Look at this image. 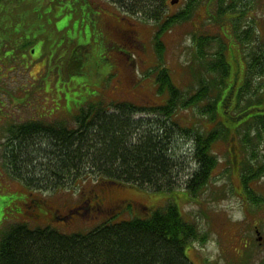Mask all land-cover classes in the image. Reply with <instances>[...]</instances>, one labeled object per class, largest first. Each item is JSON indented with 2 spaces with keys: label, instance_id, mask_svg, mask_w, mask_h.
Wrapping results in <instances>:
<instances>
[{
  "label": "rangeland",
  "instance_id": "1",
  "mask_svg": "<svg viewBox=\"0 0 264 264\" xmlns=\"http://www.w3.org/2000/svg\"><path fill=\"white\" fill-rule=\"evenodd\" d=\"M186 1L0 0V240L12 225L23 222L32 228L86 233L101 223L147 217L153 209L175 203L200 231V236L186 246L193 264H225L226 259L228 264H239L238 224H223L226 215L234 219L243 215L239 197L214 194L231 184L232 178L238 182L241 171L232 176L227 162L234 151L240 154L243 168L251 162L264 164V139L257 136L261 132L264 138V128L254 127L260 118L239 125V120L231 118L230 124L237 126H229L223 116L236 117L242 106L261 95H247L242 103L233 95L229 112L226 108L217 120L202 107L215 97L214 92L211 98L178 108L174 119L184 126L204 131L222 121L230 128L225 137L213 141L212 151L222 162L213 167L209 180L197 192L189 188L200 165L194 132L182 130L171 121L175 138L167 154L177 164L172 174L176 179L173 189L155 190L151 184L107 185L106 180L88 174L56 187L31 189L13 173L15 167L9 163L18 147L13 148L15 142L6 144L10 127L16 131L32 120L62 121L76 127L83 107L108 104V111L113 112L115 101L122 100L148 109L150 112L134 113L142 114L150 123L163 120L164 114L155 106L169 99V86L165 83L161 89L165 71L181 90V101L190 99L201 87L203 75L195 57L198 39L194 33L209 36L205 46L208 59L225 46L231 73L221 89L220 106L230 91L226 86L237 80L234 77L242 56L257 50L264 53V0H236L240 11L234 19L240 24L238 29L234 25L236 31L231 22L235 13L223 19L216 7L218 0H201L190 18L173 21L160 30L161 22L154 19L157 10L177 14L187 6ZM232 1L227 0V6ZM74 36L83 44L71 39ZM252 115L254 111L242 121ZM254 183L256 188H264V176L260 174ZM71 209L74 211L65 218L59 217ZM203 234L205 239L200 238ZM255 245L247 246L252 257ZM249 257L245 256L242 263Z\"/></svg>",
  "mask_w": 264,
  "mask_h": 264
},
{
  "label": "trees",
  "instance_id": "2",
  "mask_svg": "<svg viewBox=\"0 0 264 264\" xmlns=\"http://www.w3.org/2000/svg\"><path fill=\"white\" fill-rule=\"evenodd\" d=\"M144 1L154 3L157 0ZM200 1H186L187 10L184 8L177 14L157 10L154 19L161 22L160 30L173 21L190 18ZM236 2L233 0L227 6V0H218V13L238 10ZM208 37L198 36L197 40L195 57L203 75L197 94L181 101L178 97L181 90L169 71L164 72L166 76L161 89L164 90L165 83L169 86V99L165 104L155 106L164 114L163 120L150 123L151 120L142 114L134 113L148 109L133 101L122 100L115 101L116 111L113 112L108 111V104L83 107L77 115L76 127H68L62 121L41 120L22 123L16 131L10 127L6 144L15 142L13 148L18 145L9 157V163L15 167L13 173L31 189L56 187L67 179L87 174L95 175L97 180H106L107 185L151 184L155 190L173 189L176 179L172 174L177 164L175 158L167 154L175 138L171 121L182 130L194 132L200 165L190 179L189 188L197 192L209 180L217 163L212 143L225 136L229 128L219 121L212 129L200 131L195 126H184L174 118L180 106L207 96L211 98V92L215 97L208 99L202 107L210 113L212 120L221 117L227 106L225 99L218 107V100L230 75V64L224 45L213 59L207 58ZM75 38L79 45L83 44L78 36L71 39ZM72 210L59 217L65 218ZM199 236L196 224L187 220L175 203L157 207L147 217L134 216L120 222L101 223L86 233H63L52 227L32 228L23 222L12 225L2 234L0 264H193L186 255V246ZM200 238L205 239V235Z\"/></svg>",
  "mask_w": 264,
  "mask_h": 264
},
{
  "label": "flooded vegetation",
  "instance_id": "3",
  "mask_svg": "<svg viewBox=\"0 0 264 264\" xmlns=\"http://www.w3.org/2000/svg\"><path fill=\"white\" fill-rule=\"evenodd\" d=\"M239 66V71L234 77V79L237 78V80L232 81L228 86L230 91L225 97L227 100V106H229L228 104L232 100L233 95L236 100L240 98L239 102L241 103L242 101L245 102L244 100L247 98V95L254 94L255 96L261 95L262 97L258 100L248 102L244 107L242 106L238 112V116H226L225 114L223 120H225V123L229 126H237L239 124H245L251 118H260V122H256L254 127L264 128V53L256 52L252 54H244ZM243 108L244 110L242 111ZM226 111L229 112V108ZM252 111H254V115L250 116L247 120L242 121V118ZM231 118L239 120L240 123H237V125L230 124L232 122ZM245 136L247 135L245 134ZM257 136L258 139H264L261 132H259ZM249 152H251V150ZM220 162L222 161L220 160L219 163ZM227 162L232 167V176L239 170L241 171V175L238 178V182L232 178L231 184H228L227 187H223V190H221L220 187L217 190V193L214 194V197L216 195L221 196L222 193L227 195L233 194L239 197L240 203L239 206H237L243 211V215L239 219H234L233 216H231L232 218H229V215H226L224 218L222 217L224 221L223 224L226 222H234L238 224L239 232L237 237L240 240L241 247L239 244L238 247H236V261H238L239 264H264V188H256L254 186V181L264 169V164L256 166L251 162L247 163L243 168L241 156L240 154L235 153V151L232 158L227 159ZM262 173L263 175L261 174V176H264V171ZM253 244H256V253L252 257L250 253H247V248L253 246ZM245 256L250 257L247 262L242 263ZM225 264H228L227 259L225 260Z\"/></svg>",
  "mask_w": 264,
  "mask_h": 264
},
{
  "label": "water",
  "instance_id": "4",
  "mask_svg": "<svg viewBox=\"0 0 264 264\" xmlns=\"http://www.w3.org/2000/svg\"><path fill=\"white\" fill-rule=\"evenodd\" d=\"M178 0H173L172 2L174 3V2H177Z\"/></svg>",
  "mask_w": 264,
  "mask_h": 264
}]
</instances>
